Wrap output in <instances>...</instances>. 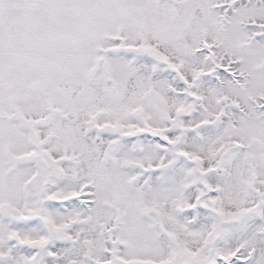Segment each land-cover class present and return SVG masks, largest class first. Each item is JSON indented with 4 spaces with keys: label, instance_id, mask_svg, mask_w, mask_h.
I'll use <instances>...</instances> for the list:
<instances>
[{
    "label": "snow or ice",
    "instance_id": "obj_1",
    "mask_svg": "<svg viewBox=\"0 0 264 264\" xmlns=\"http://www.w3.org/2000/svg\"><path fill=\"white\" fill-rule=\"evenodd\" d=\"M0 264H264V0H0Z\"/></svg>",
    "mask_w": 264,
    "mask_h": 264
}]
</instances>
